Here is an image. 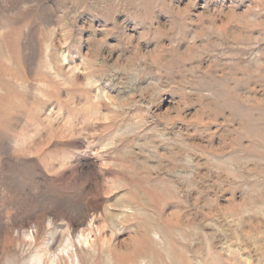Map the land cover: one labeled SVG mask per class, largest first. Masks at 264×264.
Here are the masks:
<instances>
[{
  "label": "rangeland",
  "instance_id": "374dc122",
  "mask_svg": "<svg viewBox=\"0 0 264 264\" xmlns=\"http://www.w3.org/2000/svg\"><path fill=\"white\" fill-rule=\"evenodd\" d=\"M0 264H264V0H0Z\"/></svg>",
  "mask_w": 264,
  "mask_h": 264
}]
</instances>
